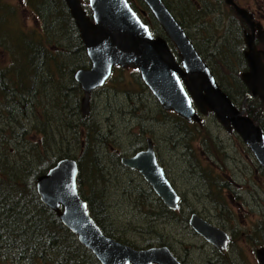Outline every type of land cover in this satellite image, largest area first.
<instances>
[{
    "label": "trees",
    "instance_id": "obj_1",
    "mask_svg": "<svg viewBox=\"0 0 264 264\" xmlns=\"http://www.w3.org/2000/svg\"><path fill=\"white\" fill-rule=\"evenodd\" d=\"M128 1L134 11L138 14L140 11L141 19L152 34L162 32L159 30L157 33L151 24L152 17L148 13L143 16L142 10L134 4L139 2L144 6L142 1ZM181 1L186 8L176 16L181 27L184 29L190 27L187 24H194L198 36L202 38L197 43L202 42L200 45L204 47L198 46L202 49L200 51L193 42L194 46L216 81L230 99V89H236V97L243 99L247 93L240 80V73L246 69L241 30L244 23H235L236 19L232 17L229 29L213 41L219 29L211 27L208 30L201 21L205 16L202 8L196 7L190 0ZM164 2L172 10L170 3L166 0ZM204 7H207L206 2ZM225 10L230 14L235 13L226 4ZM24 11L34 17L36 26L33 24L27 27L23 24L21 12L24 16ZM52 17L53 20L48 22ZM218 39L220 43H217ZM88 66L85 47L63 0H0V264H100L55 214L41 203L36 192L37 177L64 158L77 162L79 194L104 234L137 248L134 246L136 239L128 242L116 235L112 225L106 224L109 223V217L104 194L95 189L97 183L106 184L103 177L107 169L98 150L104 148L102 153L106 156L109 153L108 147L115 150L110 145L115 140L110 142L111 134L102 131L93 117V110L96 109L93 94L109 88L112 81L93 92L90 113L84 118L81 113L83 92L75 82L74 74ZM126 71L133 73L135 81L133 78L128 83L122 81ZM112 77L114 82L110 89L123 94L127 121H138V126L145 121H156V125L162 128L168 125L166 127H170V130L167 143L182 152V164L188 163L186 168L189 170L190 167V175L194 179H204L202 182L207 188L204 196L216 203L218 208L224 206L221 200L225 188L231 191L234 187L237 191L239 186L226 172L225 179L220 175L226 167L223 159L228 156L225 147L220 152L218 137H213L204 124L187 122L175 113L163 110L142 82L138 71L117 67L113 69ZM152 105L154 109L150 107ZM246 113L264 133V104L258 98L247 100ZM206 116L216 120L212 113ZM61 122L62 131H66L64 136L58 127ZM51 124L56 128H51ZM136 131L138 135L151 136L140 127ZM228 134L239 140L245 152H250L234 132ZM111 151L110 159L115 166L127 170L120 163V157ZM209 154L215 155L220 165H208L206 158L210 159ZM254 164L259 179L264 180V170L256 161ZM226 174L228 177H225ZM170 183L177 192L174 181ZM149 190L155 203H152L151 208L156 210L152 214L175 219L180 210L168 209L152 189ZM136 199L141 200L139 197ZM137 204L148 208L144 202ZM190 212L194 213L193 210ZM256 230L261 232L258 227ZM257 242L253 240V246ZM152 245L145 244V248H151ZM157 245L166 246L162 240Z\"/></svg>",
    "mask_w": 264,
    "mask_h": 264
},
{
    "label": "water",
    "instance_id": "obj_2",
    "mask_svg": "<svg viewBox=\"0 0 264 264\" xmlns=\"http://www.w3.org/2000/svg\"><path fill=\"white\" fill-rule=\"evenodd\" d=\"M63 1L90 62V68L79 69L74 74L83 92L81 113L84 118L89 114L92 92L106 84L113 69H133L138 71L163 110L172 111L187 122L198 123H201L200 115L212 113L225 131L236 133L264 170L262 130L244 114V105L239 111L222 91L193 42L162 0L142 1L174 45L178 52L176 57L164 38L152 34L128 0H87L90 16L84 10L83 0ZM224 2L234 9L248 29L243 31L247 70L240 75L249 92L245 101L257 97L264 104V50L257 49L255 44L256 38L264 46L263 26L254 22L253 15L235 0ZM120 163L136 171L168 209H178L179 195L158 163L151 139H147L145 150L122 157ZM78 174L74 159H61L37 177L36 192L41 203L100 264H181L168 247L136 249L105 235L78 193ZM188 222L195 233L219 252L230 241L224 230L196 214H192ZM255 256L259 264H264V247L256 249Z\"/></svg>",
    "mask_w": 264,
    "mask_h": 264
},
{
    "label": "rangeland",
    "instance_id": "obj_3",
    "mask_svg": "<svg viewBox=\"0 0 264 264\" xmlns=\"http://www.w3.org/2000/svg\"><path fill=\"white\" fill-rule=\"evenodd\" d=\"M12 1L18 2V0ZM162 1L164 2V0ZM166 1L168 4L170 3L172 10L168 8L165 2L164 4L176 19L179 13L186 10L183 1ZM190 1L205 12V16L201 18V21L205 23L208 30L211 27L219 29L220 32L213 41L216 38H220L224 30L227 31L229 29V24L233 22L231 20L232 17L236 19L235 23L239 24L241 21L234 12L230 14L225 10L224 0H210V2L208 0ZM235 1L240 7L250 12L264 28V0ZM205 2L207 7H204ZM86 4L83 2L84 6ZM134 4L152 17L151 24L158 33L160 26L149 12L145 3L143 2L144 6L139 2ZM21 18L24 19L23 24L27 27H31L37 22H34V17L29 16L28 11H24V16L21 12ZM51 20H53V17L48 19V22ZM177 21L179 20L177 19ZM219 24H221V27H219ZM187 25L190 27H184L186 35L197 47L203 48L204 45H200L202 42L197 43V41H202V38L200 35L198 36L194 24L192 26L190 24ZM244 27L246 28L245 25H243ZM158 35L159 37H164L162 32L158 33ZM154 36H157V34H154ZM220 41L218 39L217 43H220ZM169 47L172 53L177 56L178 52L171 42ZM199 47L198 49L200 50ZM258 49H262V47L258 46ZM204 56L209 58L207 55ZM88 68L89 66L85 69ZM123 77V82L128 83L132 78L135 81L131 71H126ZM110 79L108 81H112V83L109 88L93 94V101L96 107L93 110V117L102 131H108L111 134L110 142L113 139L115 140L114 143H110L113 148L115 147V150L108 147L109 153L112 150L111 152L117 155L115 151L118 150L120 154L125 156L132 147L144 145L148 135L143 136L140 134L139 137L135 135L137 128L140 127L144 133L147 132L151 135L150 138L156 148L158 163L162 168H165L167 178L170 181H174L182 201H180V212L175 219L154 216L152 213L156 210L151 208L153 207L152 203L154 205L155 203L154 196L149 190L150 186L137 172L129 169L123 170L115 166L113 160L110 159L111 155L107 153L105 156L102 153L104 148L101 151L102 147H100L98 154H100L99 157L107 169L105 171L106 176L103 177L106 179V184L97 183L95 189L96 191H102L104 194L105 206H107L109 217V223L106 222V224L112 225L113 230L117 232L116 235L126 241L132 242L133 239H136L137 242L134 244L137 247L136 249H147L145 244L149 243L153 244L151 247H157V243L162 240L166 247L173 251L185 264H258L255 250L264 246L262 245L264 243V180L259 179L258 171L255 169L254 164L255 159L251 152H245L239 140L229 135L213 117L204 116L202 118L205 128L213 134V137H218L220 152H222L224 147L227 151L228 158L223 159L226 167L222 169L221 177L225 179L224 173L226 172L239 186L237 191L234 190V187L231 191H227L225 188L222 195L223 199L221 200L224 206L218 208L216 203L204 196L207 194L206 185L204 187V182H202L204 179L202 177H199L201 181L194 179L191 176L192 174L190 175V167L189 170H187L188 167L186 168L188 163L182 164V152L167 143L170 127L165 125L162 128L160 125H156V121L154 123L145 121L141 126L137 125L138 121L137 123L127 121L128 118L125 116L126 103L123 101V94L110 89L114 82L113 77V80ZM150 107L155 108L153 105ZM62 125L63 122L58 124V127L62 136H64L66 131H62ZM51 128L55 129L56 126L51 124ZM209 158H206L208 165H213V163L220 165L215 155L209 154ZM227 174L225 177H228ZM255 183L258 185L256 186ZM136 197H139L142 201L136 199ZM138 202H144L148 208L139 207ZM191 210L208 223L229 233L231 239L224 252L220 253L217 251L215 247L193 231L188 222L192 214ZM256 227L261 232H258ZM249 235H251V238ZM253 240L259 242L253 246Z\"/></svg>",
    "mask_w": 264,
    "mask_h": 264
},
{
    "label": "flooded vegetation",
    "instance_id": "obj_4",
    "mask_svg": "<svg viewBox=\"0 0 264 264\" xmlns=\"http://www.w3.org/2000/svg\"><path fill=\"white\" fill-rule=\"evenodd\" d=\"M87 0H85V2H86ZM83 5V4H82ZM83 7H84V10L87 12V15L88 16H90V10H89V7H88V2H87V4H86V6H84L83 5ZM86 8V9H85ZM69 11V10H68ZM89 13V14H88ZM138 13V12H137ZM70 14V13H69ZM140 14V13H139ZM141 14L143 15V16H145L146 15V12H144V11H141ZM70 17H71V15H70ZM73 20V19H72ZM253 21L254 22H256V23H258L256 20H255V18L253 17ZM159 25V24H158ZM160 26V25H159ZM247 28V27H246ZM245 27L244 28H242L241 30H242V35H243V31L246 29ZM160 30L163 32V30H162V28L160 27ZM246 30H248V29H246ZM164 33V32H163ZM157 36H159V35H157ZM162 37V36H161ZM162 38H164L166 41H167V43H168V45H170V41L167 39V37L165 36V34H164V37H162ZM82 42V41H81ZM255 44H256V47H257V49H258V46H261V47H263V44L262 43H260V42H258V40L255 38ZM86 52V51H85ZM244 52V51H243ZM87 56V55H86ZM176 57V56H175ZM88 58V57H87ZM246 63V62H245ZM89 68H90V62H89ZM117 68V67H116ZM119 68V67H118ZM247 70V65H246V69L245 70H243L242 72H245ZM240 75H241V73H240ZM240 80H241V78H240ZM242 82V81H241ZM218 83V82H217ZM243 84V83H242ZM219 85V84H218ZM220 86V85H219ZM103 88V87H102ZM221 88V87H220ZM246 88V87H245ZM101 89V88H100ZM222 89V88H221ZM247 89V88H246ZM236 89H230V90H228V92L230 93V95L232 96V99L234 100H232V99H230L231 101H232V103L235 105V107L239 110V111H241L242 110V108H243V105H244V114L246 115V116H248L247 115V113H246V103H247V100H251V99H254V98H256V97H253V98H250V99H247L246 101H245V98H246V96L248 95V90H247V93L245 94V96L243 97V99H239V98H237L236 97V95H235V93H234V91H235ZM223 91V90H222ZM224 92V91H223ZM225 93V92H224ZM226 95H227V93H225ZM228 96V95H227ZM244 101H245V103H244ZM204 116H206V115H203L202 116V118L204 117ZM249 117V116H248ZM250 118V117H249ZM251 119V118H250ZM252 120V119H251ZM253 121V120H252ZM220 125V124H219ZM221 126V125H220ZM222 127V126H221ZM223 128V127H222ZM224 129V128H223ZM261 129V128H260ZM227 132V131H226ZM231 132H234L233 130L232 131H230V132H227V133H231ZM235 133V132H234ZM137 137H139V135L138 134H135ZM147 139H151V138H148V137H146V139H145V143H144V145H140V147L138 148V147H136V148H134V147H132L131 148V150H130V152H128V153H126L125 154V156H123L122 154H120V152L118 151V150H116L115 152L117 153V155H118V157L120 156V160H121V158L122 157H131V156H134L135 154H137L138 152H140V151H143V150H145L146 149V146H147ZM151 141H152V139H151ZM152 143H153V150H154V153H155V155H156V158H157V152H156V148H155V145H154V142L152 141ZM252 154V153H251ZM253 156V155H252ZM158 161V160H157ZM258 164V163H257ZM126 168V167H125ZM126 169H128V168H126ZM129 170H131V169H129ZM131 171H133V170H131ZM136 172V171H135ZM166 173V172H165ZM176 191V190H175ZM179 195V194H178ZM179 200H180V197H179ZM179 207H180V202H179V205H178V209L177 210H179ZM176 210V211H177ZM172 211H174V210H172ZM194 214V213H193ZM192 215V214H191ZM226 232V231H225ZM227 233V232H226ZM228 235H229V233H227ZM229 237H230V235H229ZM111 238V237H110ZM113 239V238H112ZM231 239V238H230ZM115 240V239H114ZM229 244V243H228ZM228 244H227V246H226V248L224 249V250H226L227 249V247H228ZM132 247V246H131ZM262 247H264V246H262ZM260 248V247H259ZM223 250V251H224ZM171 251V250H170ZM218 251V250H217ZM222 251V252H223ZM256 251V250H255ZM222 252H220V253H222ZM171 253L173 254V256L176 258V260L178 259V261L181 263V264H185V262L183 261V260H181L179 257H177L175 254H174V252L173 251H171ZM256 257V256H255ZM256 261H257V259H256ZM258 263V262H257ZM259 264V263H258Z\"/></svg>",
    "mask_w": 264,
    "mask_h": 264
},
{
    "label": "bare ground",
    "instance_id": "obj_5",
    "mask_svg": "<svg viewBox=\"0 0 264 264\" xmlns=\"http://www.w3.org/2000/svg\"><path fill=\"white\" fill-rule=\"evenodd\" d=\"M98 89H100V88H98ZM97 90V89H96ZM95 91V90H94ZM93 91V92H94ZM93 92H92V94H93ZM91 94V95H92ZM89 113H90V109H89ZM89 115V114H88ZM88 117V116H87ZM200 119H201V123H199V124H203V119L200 117ZM198 123V122H197ZM77 188H78V179H77ZM78 193H79V190H78ZM80 195V194H79ZM81 197V196H80ZM82 198V197H81ZM84 200V199H83ZM85 201V200H84ZM86 202V201H85ZM89 210V209H88ZM90 213V212H89ZM92 217V216H91ZM197 234V233H196ZM198 235V234H197ZM157 247H160V246H157ZM162 247H166V246H162ZM261 248V247H260ZM257 249H259V248H257ZM170 250V249H169ZM225 251V250H224ZM223 251V252H224ZM173 255V254H172ZM178 260V259H177Z\"/></svg>",
    "mask_w": 264,
    "mask_h": 264
}]
</instances>
